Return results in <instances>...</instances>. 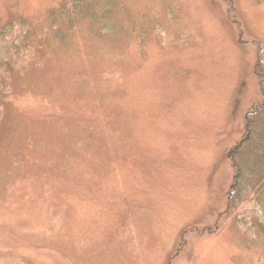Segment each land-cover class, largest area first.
I'll use <instances>...</instances> for the list:
<instances>
[{
  "label": "rangeland",
  "instance_id": "obj_1",
  "mask_svg": "<svg viewBox=\"0 0 264 264\" xmlns=\"http://www.w3.org/2000/svg\"><path fill=\"white\" fill-rule=\"evenodd\" d=\"M19 20L0 264H264V192L229 204L264 0H0V27Z\"/></svg>",
  "mask_w": 264,
  "mask_h": 264
},
{
  "label": "trees",
  "instance_id": "obj_2",
  "mask_svg": "<svg viewBox=\"0 0 264 264\" xmlns=\"http://www.w3.org/2000/svg\"><path fill=\"white\" fill-rule=\"evenodd\" d=\"M31 51L26 22L19 20L0 27V119L6 75L10 69L25 63ZM229 159L233 167L230 206L252 201L264 192V102L247 114L244 135L240 144L229 152Z\"/></svg>",
  "mask_w": 264,
  "mask_h": 264
}]
</instances>
